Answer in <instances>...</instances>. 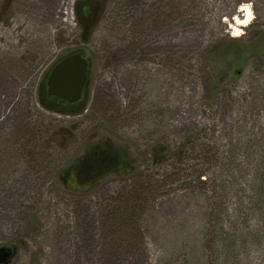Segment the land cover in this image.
Returning a JSON list of instances; mask_svg holds the SVG:
<instances>
[{
	"label": "rangeland",
	"instance_id": "rangeland-1",
	"mask_svg": "<svg viewBox=\"0 0 264 264\" xmlns=\"http://www.w3.org/2000/svg\"><path fill=\"white\" fill-rule=\"evenodd\" d=\"M79 1L0 0L8 264H264V0H88L87 35ZM72 54L83 97L51 105Z\"/></svg>",
	"mask_w": 264,
	"mask_h": 264
},
{
	"label": "water",
	"instance_id": "water-1",
	"mask_svg": "<svg viewBox=\"0 0 264 264\" xmlns=\"http://www.w3.org/2000/svg\"><path fill=\"white\" fill-rule=\"evenodd\" d=\"M87 80L88 61L80 54L69 55L55 64L48 74L46 96L76 105L83 97ZM13 253L10 248L0 247V264H8Z\"/></svg>",
	"mask_w": 264,
	"mask_h": 264
},
{
	"label": "trees",
	"instance_id": "trees-1",
	"mask_svg": "<svg viewBox=\"0 0 264 264\" xmlns=\"http://www.w3.org/2000/svg\"><path fill=\"white\" fill-rule=\"evenodd\" d=\"M92 3H90V1L88 0H83V1H79L77 2L76 6H75V14H76V19L78 21L79 26L82 28V30L84 31V33L87 35L90 30H91V25H92V21H93V8L91 6ZM92 22V23H91ZM84 35V36H86ZM236 73V70H235ZM237 74V73H236ZM75 105H67L66 107L68 108H72ZM106 154L102 155L103 157ZM110 158V156H109ZM109 158H106V162H113L114 159L113 157L110 158L111 161H109ZM109 164V163H108ZM258 193L260 196H262V194H264V184H261L258 186ZM122 208L120 210H118L117 212H115L113 215H109V217L107 219H113L115 218H121L122 221H127L129 219L133 218V214L134 212L132 211L130 213V210L128 212L127 205L126 204H121ZM126 209V210H125ZM132 214V215H130ZM111 252H108V256H111Z\"/></svg>",
	"mask_w": 264,
	"mask_h": 264
},
{
	"label": "flooded vegetation",
	"instance_id": "flooded-vegetation-1",
	"mask_svg": "<svg viewBox=\"0 0 264 264\" xmlns=\"http://www.w3.org/2000/svg\"><path fill=\"white\" fill-rule=\"evenodd\" d=\"M46 98H47L48 102H50L51 105L55 104L56 106H61L62 108H65L68 105V104L64 103L63 101H61L57 98L47 97V96H46ZM98 157L101 158L99 161H101L103 163V166H101L102 164H100V165H98V169H92L91 168V169H87L86 171H80L82 166H87V165H85V164H87L86 162L84 164H81L80 167L77 170H75L76 173L73 174L76 176V179L78 180L77 182L82 184L81 180H83V179L86 180V179H91L93 177H96L97 175L101 174L100 172L108 169L107 168L108 163H105L104 159L102 158V155L97 154L96 158H98ZM90 163L96 164L97 162H96V160H94V161H90Z\"/></svg>",
	"mask_w": 264,
	"mask_h": 264
},
{
	"label": "bare ground",
	"instance_id": "bare-ground-1",
	"mask_svg": "<svg viewBox=\"0 0 264 264\" xmlns=\"http://www.w3.org/2000/svg\"><path fill=\"white\" fill-rule=\"evenodd\" d=\"M68 13H69V11H68V9H67V13H66V14H68ZM248 16H249V15H248ZM248 16L246 17L247 20H248V18H249ZM237 23H238L239 26L244 25V22H241V21H237Z\"/></svg>",
	"mask_w": 264,
	"mask_h": 264
}]
</instances>
